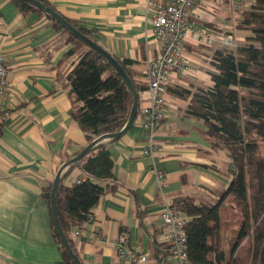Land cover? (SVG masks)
I'll list each match as a JSON object with an SVG mask.
<instances>
[{
  "label": "crops",
  "instance_id": "crops-1",
  "mask_svg": "<svg viewBox=\"0 0 264 264\" xmlns=\"http://www.w3.org/2000/svg\"><path fill=\"white\" fill-rule=\"evenodd\" d=\"M47 1L67 19L92 29L93 39L110 53L132 59V67L141 73L138 80L147 85L145 63L162 47L147 0ZM254 2L204 0L193 19L200 27L233 33L244 41L246 33L242 36L235 19L240 9ZM70 47L47 15L22 12L14 0H0V51L8 65L10 105L7 112L0 111V264H64L53 234L52 210L42 193L61 165L88 144L71 113L66 77L79 55L64 60ZM222 47L219 39L186 41L190 71L173 76L169 88L185 87L193 93L197 86L212 84L211 55ZM168 95L167 117L156 133L159 148L153 156L143 152L141 112L119 138L104 140L120 185L100 197L93 222L82 227V239L74 235L76 229L72 232L83 264H122L116 247L122 232L133 248L149 254L148 264H161L165 200L193 193L214 202L226 191L230 182L226 152L214 149L206 139L202 120L190 113L191 97L172 89ZM141 96L142 92L140 107ZM155 169L165 173L163 190ZM82 176L75 167L69 182ZM98 234L107 240H95ZM163 262L170 264L169 254Z\"/></svg>",
  "mask_w": 264,
  "mask_h": 264
},
{
  "label": "trees",
  "instance_id": "trees-1",
  "mask_svg": "<svg viewBox=\"0 0 264 264\" xmlns=\"http://www.w3.org/2000/svg\"><path fill=\"white\" fill-rule=\"evenodd\" d=\"M40 1L54 7L47 0ZM14 2L22 12L34 10L47 15L54 28L66 36L71 47L64 60L79 55L66 79L70 85L71 113L87 143L102 134L119 131L132 112L133 93L115 68L40 8L24 0ZM68 21L93 38L92 29ZM235 24L246 33L245 39L236 47L214 49L212 84L197 86L193 93L189 88L168 86L179 96L191 97L190 113L202 120L206 139L214 149L224 150L230 163L227 170L230 182L214 202L193 193L173 197L176 207L187 219L189 258L197 264H264V154L260 151V143L264 141V0H255L240 9ZM115 57L139 94L143 92L147 85L138 80L141 73L132 67L134 61ZM2 128L3 119L0 134ZM75 167L82 171L81 182H69ZM113 169L111 152L102 141L78 162L70 164L61 176L56 192L58 218L69 244L82 262L78 240L72 232L82 228L91 216L94 220V209L100 197L116 191L120 185ZM52 183H45L42 193L50 208ZM131 192L137 198L136 193ZM232 211L227 251L223 246L222 219ZM52 227L62 262L76 264L63 245L53 218ZM248 239L251 241L249 250L242 254L240 248ZM162 246L163 254L158 258L161 264L169 254L166 243Z\"/></svg>",
  "mask_w": 264,
  "mask_h": 264
},
{
  "label": "built area",
  "instance_id": "built-area-1",
  "mask_svg": "<svg viewBox=\"0 0 264 264\" xmlns=\"http://www.w3.org/2000/svg\"><path fill=\"white\" fill-rule=\"evenodd\" d=\"M204 0H147V6L153 13V26L157 38L162 42L158 54L150 57L144 66L147 87L142 92V127L145 134L143 152L153 156L159 143L156 133L167 117L169 102L168 86L173 76L190 71V57L185 42L190 40L198 44L219 39L223 47H236L238 38L233 33L221 32L200 27L193 19L197 7ZM8 65L5 55L0 51V111H8L9 102ZM140 96V94H139ZM160 190L167 185L164 171L155 169ZM83 178H77L81 182ZM187 219L176 207L173 198L165 200L162 211L163 238L169 251L170 264H197L190 260L185 223ZM93 222L91 216L84 224ZM82 239V228L74 232ZM95 240L105 242L107 237L98 234ZM119 260L122 264H148V253L140 252L130 245L128 236L122 232L116 239Z\"/></svg>",
  "mask_w": 264,
  "mask_h": 264
},
{
  "label": "water",
  "instance_id": "water-1",
  "mask_svg": "<svg viewBox=\"0 0 264 264\" xmlns=\"http://www.w3.org/2000/svg\"><path fill=\"white\" fill-rule=\"evenodd\" d=\"M24 1L40 8L42 11H44L54 20L59 22L63 27L68 29L69 32L73 34L76 38L83 41L88 47L99 52L115 68V70L122 77V79L127 83V85L129 86V88L131 89L133 93V108H132V112L130 114V117L127 123L119 131L108 132V133L100 135L94 141L87 144L75 156L65 161L59 168L58 172L56 173L55 178L52 183L50 196H51V210H52L55 226L57 228L61 241L63 245L65 246L67 252L69 253L70 257L73 259V261L76 264H83V262L80 260V258L77 256V254L74 252L73 248L69 244L66 238V235L62 229V226L60 224L59 218H58L57 206H56V192H57V189L60 183L61 176L64 173L67 166H69L72 163L78 162L93 146L104 141L107 138H119L122 134H124L131 127L136 116L138 115V111L140 108V96H139V92L137 91L134 84L132 83L131 78L126 73V71L122 68L121 64L118 62L116 57L112 53H110L107 49H105L103 46H101L99 43H97L95 39L90 38L89 36L84 34L78 27L70 23L68 19L60 13V11L44 3L43 1H40V0H24Z\"/></svg>",
  "mask_w": 264,
  "mask_h": 264
},
{
  "label": "rangeland",
  "instance_id": "rangeland-1",
  "mask_svg": "<svg viewBox=\"0 0 264 264\" xmlns=\"http://www.w3.org/2000/svg\"><path fill=\"white\" fill-rule=\"evenodd\" d=\"M243 35H245L244 31H242V36ZM260 151L264 154V141L260 143ZM232 213H233V211L230 212L229 214L223 215L224 217H223V221H222L223 246H224L225 249H227V251H228L227 235H228V229H229V226H230V219H231L230 217H231ZM226 215H228V216H226ZM263 221H264V218H263ZM250 243H251V241H250V239H248L247 241H245L242 244V246L240 248V251H241L242 254H246L248 252L249 247H250Z\"/></svg>",
  "mask_w": 264,
  "mask_h": 264
},
{
  "label": "bare ground",
  "instance_id": "bare-ground-1",
  "mask_svg": "<svg viewBox=\"0 0 264 264\" xmlns=\"http://www.w3.org/2000/svg\"><path fill=\"white\" fill-rule=\"evenodd\" d=\"M230 164V163H229Z\"/></svg>",
  "mask_w": 264,
  "mask_h": 264
}]
</instances>
